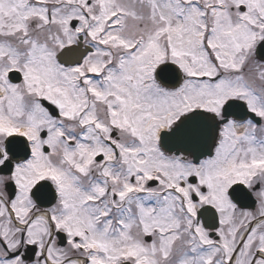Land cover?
Returning a JSON list of instances; mask_svg holds the SVG:
<instances>
[{
    "label": "snow or ice",
    "instance_id": "6c2138e0",
    "mask_svg": "<svg viewBox=\"0 0 264 264\" xmlns=\"http://www.w3.org/2000/svg\"><path fill=\"white\" fill-rule=\"evenodd\" d=\"M0 264H264V0H0Z\"/></svg>",
    "mask_w": 264,
    "mask_h": 264
}]
</instances>
